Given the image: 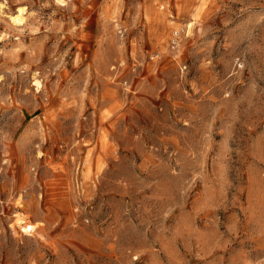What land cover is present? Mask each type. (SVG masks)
Wrapping results in <instances>:
<instances>
[{"label": "rangeland", "instance_id": "1", "mask_svg": "<svg viewBox=\"0 0 264 264\" xmlns=\"http://www.w3.org/2000/svg\"><path fill=\"white\" fill-rule=\"evenodd\" d=\"M0 264H264V0H0Z\"/></svg>", "mask_w": 264, "mask_h": 264}, {"label": "bare ground", "instance_id": "2", "mask_svg": "<svg viewBox=\"0 0 264 264\" xmlns=\"http://www.w3.org/2000/svg\"><path fill=\"white\" fill-rule=\"evenodd\" d=\"M24 10H25L24 7L23 8L20 7L18 9V13L13 15V16H11V19H12L13 23L20 25V24H22L24 22V20H25V15H24L25 11ZM188 25L191 28L192 23H190ZM175 32H178V30H176Z\"/></svg>", "mask_w": 264, "mask_h": 264}, {"label": "built area", "instance_id": "3", "mask_svg": "<svg viewBox=\"0 0 264 264\" xmlns=\"http://www.w3.org/2000/svg\"><path fill=\"white\" fill-rule=\"evenodd\" d=\"M179 32H175L174 33V37H173V45L176 46L178 43H179V35H178Z\"/></svg>", "mask_w": 264, "mask_h": 264}]
</instances>
